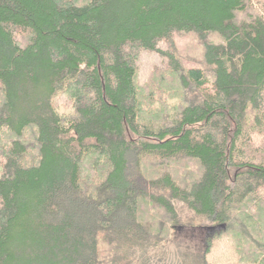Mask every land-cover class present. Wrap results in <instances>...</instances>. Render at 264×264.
<instances>
[{
    "label": "trees",
    "instance_id": "1",
    "mask_svg": "<svg viewBox=\"0 0 264 264\" xmlns=\"http://www.w3.org/2000/svg\"><path fill=\"white\" fill-rule=\"evenodd\" d=\"M0 264H264V0H0Z\"/></svg>",
    "mask_w": 264,
    "mask_h": 264
},
{
    "label": "rangeland",
    "instance_id": "2",
    "mask_svg": "<svg viewBox=\"0 0 264 264\" xmlns=\"http://www.w3.org/2000/svg\"><path fill=\"white\" fill-rule=\"evenodd\" d=\"M219 230V226H215L213 228V230H204V231H194V235L192 236L193 238H198L197 241H202V238H205V235L206 234H212L214 233L215 231ZM190 233H185V232H182L179 236L183 239L184 242H186L189 238H190Z\"/></svg>",
    "mask_w": 264,
    "mask_h": 264
}]
</instances>
